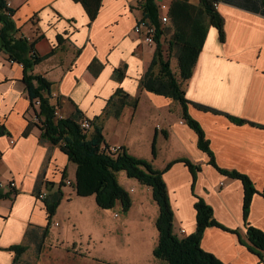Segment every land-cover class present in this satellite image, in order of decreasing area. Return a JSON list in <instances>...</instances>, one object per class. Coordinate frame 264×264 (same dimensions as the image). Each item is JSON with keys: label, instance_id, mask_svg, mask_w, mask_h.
<instances>
[{"label": "crops", "instance_id": "crops-1", "mask_svg": "<svg viewBox=\"0 0 264 264\" xmlns=\"http://www.w3.org/2000/svg\"><path fill=\"white\" fill-rule=\"evenodd\" d=\"M4 1L14 12L15 26L34 43L39 55L46 56L32 69V75L51 83L50 103L60 117L78 110L91 121L102 115L106 101L120 89L138 101L134 109L125 106L118 119L103 121L105 145L120 147L131 157L146 160L157 171H164L176 160H188L199 168L193 175L184 164L174 163L163 174L175 237L181 240L194 234L198 198L211 208L212 218L223 229L206 228L201 249L222 264H264L260 261L264 253L250 250L246 235L247 226L264 233V17L226 3L217 4L224 40H219L212 27L207 28L190 78L181 85L190 102L188 114L209 142L216 164L212 167L208 156L199 150L194 131L182 121L181 108L175 101L139 87L156 50L133 31L143 18L141 3L98 0L96 15L90 20L82 3L88 0ZM163 1L170 6L171 0ZM189 3L198 5V0ZM164 56L163 60L169 61ZM116 69H123L120 82L113 77ZM178 71H171L176 79ZM23 83L22 66L10 63L0 52V182L14 184L11 194L0 198V264H14V260L15 264H69L76 257L84 258L80 252H69L75 243L61 242L62 225L74 213L71 207L78 201L93 212L99 207L93 197L75 195V166L60 146L40 141ZM168 143L174 145L175 153L162 160L157 145L166 148ZM218 169L247 177L257 192L250 199L245 219L241 183ZM132 181L125 180L121 186L128 192L131 208L148 204L151 191ZM58 191L62 198L49 222L46 206L38 196L45 198ZM65 204L68 211L66 208L60 213ZM131 210L125 215L120 213L130 241L124 252H132L134 263L144 260L166 264L153 258L157 232L150 233L146 241L144 231L129 226ZM157 210L155 218L149 217L150 224L155 225ZM54 223L58 226L53 227ZM19 245L25 252L15 257L10 249Z\"/></svg>", "mask_w": 264, "mask_h": 264}, {"label": "trees", "instance_id": "trees-1", "mask_svg": "<svg viewBox=\"0 0 264 264\" xmlns=\"http://www.w3.org/2000/svg\"><path fill=\"white\" fill-rule=\"evenodd\" d=\"M90 20H93L98 0L92 2L83 1ZM226 3L230 6L244 9L245 11L257 13L264 17V0H198V5H192L189 0H171L167 11L169 20L167 25L160 28L158 12L152 0H143L142 19H148L155 27L154 45L155 55L140 81V88L148 93L164 96L177 102L181 108L182 121L191 128L197 138V146L209 158V164H216L209 151V142L205 139L203 131L188 114L187 107L190 102L185 98L181 85L190 78L195 60L199 55L208 27H212L218 33L219 40L223 42V20L216 12V5ZM14 12L7 7V2L0 0V52L7 56L10 63L22 66L23 84L33 110V101L39 102L38 111H34L37 118L41 142H48L54 146H60L67 156L69 163L75 166V177L73 188L77 197H93L100 210L110 211L119 206V211L125 215L131 209V200L126 192L117 182L119 173H124L130 180L145 186L151 191V198L157 205V217L155 230L157 232L156 245L152 251L153 258L166 264H222L215 256L206 253L200 247L201 238L206 228H220L212 218V210L202 200L196 198L194 205L196 213V227L194 234L184 239H178L172 233L173 214L168 201L167 190L163 183V174L170 165L182 163L193 175L199 170L188 160L174 161L166 166L164 171L152 168L149 162L136 159L127 154L122 148L120 152L111 154L106 152V145L101 134L102 123L105 119L112 117L118 119L125 106L136 107L137 98L130 97L122 90L116 89L111 98L106 101L102 115L94 117L91 121V131L82 132L78 126L79 120L84 117L83 113L75 110L72 115L58 118L55 116L56 108L50 103V84L40 76L32 75V69L43 62L46 56L37 53L33 42L26 39L13 22ZM162 37L166 40V58L171 59L173 55L178 65V79L171 72L168 60H163ZM158 71L155 72V69ZM121 70L113 71L114 79L120 82L123 78ZM91 71V67L89 69ZM202 111L217 113L204 106H196ZM244 124L241 120H233ZM154 145L151 148L154 153ZM218 171L226 177L239 180L243 187L242 216L243 219L249 210L250 199L257 194L251 181L237 172ZM64 179V177H63ZM62 186V182L60 187ZM8 194L0 190V198ZM62 198L61 192L43 198L45 210L50 222L56 208ZM223 230V229H222ZM234 233V232H231ZM249 241V249L253 252L264 253V233L246 228ZM15 257L25 252L23 247L14 246L10 249ZM40 251H37L38 255ZM264 262V256L261 257ZM102 263V262H100ZM15 264V260H14ZM105 264V263H102Z\"/></svg>", "mask_w": 264, "mask_h": 264}, {"label": "rangeland", "instance_id": "rangeland-1", "mask_svg": "<svg viewBox=\"0 0 264 264\" xmlns=\"http://www.w3.org/2000/svg\"><path fill=\"white\" fill-rule=\"evenodd\" d=\"M167 28L168 25L165 29ZM166 40H168V37H164L162 40L163 49L165 51V59L167 56ZM174 56L175 55L169 59L170 68L173 72L178 69ZM175 104L180 107L177 102H175ZM37 124L38 122L36 121L35 125ZM157 149L158 156L162 155V160L175 153V147L174 145H170V143L167 144L166 148H162L157 145ZM116 179L120 186H123L122 182L124 184L125 180H130V178H127L124 173H119ZM132 182L135 181L133 180ZM139 188L145 189L146 187L141 185ZM78 202L79 203H76L73 207H71L75 214L73 213V215L69 217V222L64 221V224L62 225L61 233L63 234V239L61 242L67 241L75 243L69 252H74L75 250V253L80 252L84 258L82 259V257H76L75 259L69 261V264H99V262H103L105 264H148L147 262H144V260L143 263H134V259L131 257L132 252H124V247L128 244L130 246V241L124 233L123 228L125 225L122 223L123 220L121 218L120 211L112 209L109 213L98 209L97 212H93V210L90 211V208L84 206L81 201ZM148 204L149 206H147ZM148 204H141L142 206L140 204H134L132 206V210L130 212L131 223L129 225L131 226V229H135V231H144L143 237L146 241H149L150 233H156L154 222L152 224L149 223V217L152 216L155 218L157 210L156 204L152 201L151 197ZM151 207L155 210H152ZM66 208L68 211L69 207L65 204V206L60 209V213H63ZM113 213L118 215V219L112 218ZM72 219L74 222H72ZM110 226L111 228H109ZM129 235L133 237L131 233H129ZM151 257L152 255L150 254V259H152Z\"/></svg>", "mask_w": 264, "mask_h": 264}, {"label": "built area", "instance_id": "built-area-1", "mask_svg": "<svg viewBox=\"0 0 264 264\" xmlns=\"http://www.w3.org/2000/svg\"><path fill=\"white\" fill-rule=\"evenodd\" d=\"M154 5L156 6V11L158 12V19H159V26L160 28L164 27L165 25H168L169 23V20H168V17H167V11L169 9V6L166 5V3L163 1V0H152ZM135 2H138V3H141L143 2V0H135ZM9 4H7V7ZM10 8V7H9ZM155 27L152 25V23L150 22V20L148 19H142L140 21L137 22V24H135V26L133 27V31L135 34H137L138 36L141 37V41L146 43V44H149V45H154V36H155ZM38 106H39V102L37 100H34L33 101V110L34 111H38ZM32 110V118L33 120L36 122L37 121V118L35 117V113L33 112ZM55 116L58 117V118H62L59 116V113L57 112V109H56V112H55ZM78 126L79 128L82 130V132H88V131H91V124L89 122L88 119H86V117H82L79 122H78ZM13 143V142H11ZM106 152H109L111 154H118L121 150L120 147H116V146H113V147H106ZM63 184L64 185H68L70 186V183L68 181H63ZM0 190L1 191H5L6 194H11V192L14 190V184L12 181H9V182H0ZM43 196L42 195H39L38 196V199L40 200H43ZM113 217L114 219H117L118 218V215L117 214H114L113 213ZM58 224L57 223H54L53 224V227H57ZM181 233H184V231H180Z\"/></svg>", "mask_w": 264, "mask_h": 264}]
</instances>
